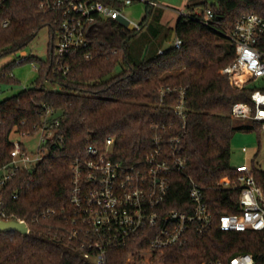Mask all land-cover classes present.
<instances>
[{"label":"trees","instance_id":"obj_1","mask_svg":"<svg viewBox=\"0 0 264 264\" xmlns=\"http://www.w3.org/2000/svg\"><path fill=\"white\" fill-rule=\"evenodd\" d=\"M217 1L212 6L204 3L199 15L180 16L167 40L174 34L183 41L181 49L170 47L160 55L162 48H158L141 60L134 58L131 49L141 31L99 19L88 31L89 46L68 60L67 76L53 71L60 13H45L39 8L40 0H8L0 6V57L23 51L45 27L53 36L47 61L27 60L39 61V81L0 103V169L11 162L13 134L32 137L45 119L60 120L43 160L19 171L0 188L2 212L24 221L31 232L28 236L0 233V264H91L79 244L62 235L63 216L72 212V160L85 156L90 144L103 149L109 137L115 139V160L128 165L143 160L158 127L172 125L171 134L182 133V118L176 114L181 90L186 104L182 145L187 166L185 174L172 177L169 209L190 210L191 178L206 188L215 220L238 212V192L215 188L223 178H234L231 141L238 128L232 108L236 103L251 104L254 89L249 83L236 87L222 70L235 61L228 36L237 20L246 14L264 19V0ZM153 9L148 6L142 29H151ZM207 9L214 12L211 26L203 22ZM258 48L264 52V37ZM12 73L10 68L0 73V85L17 84ZM167 89L172 91L162 96ZM47 108L54 111L48 118ZM48 210L57 211L58 217L43 218ZM189 237L183 247L162 250H152L140 240L109 252L107 264H229L240 254L264 264V232L226 233L214 226L207 234L191 232Z\"/></svg>","mask_w":264,"mask_h":264},{"label":"built area","instance_id":"obj_2","mask_svg":"<svg viewBox=\"0 0 264 264\" xmlns=\"http://www.w3.org/2000/svg\"><path fill=\"white\" fill-rule=\"evenodd\" d=\"M7 1L0 0V6ZM137 3L158 7L156 0H40L39 8L45 13H60V18L56 19L59 29L53 44L54 73L67 76L71 68L68 60L89 46L88 31L99 19L118 22L119 17H124L129 21V29L142 31V22H134L124 13V9ZM213 18L214 12L207 9L204 24L211 26ZM8 25V21L3 23V27ZM263 37L264 19L256 14L243 15L228 36L236 52L235 61L222 73L236 87L243 88L251 81L264 78V52L258 48ZM182 46L183 41L175 38L172 47L181 49ZM165 51L159 54L163 55ZM22 55L25 61L29 59L25 53ZM89 57L87 54L86 58ZM243 78L248 80L244 83ZM171 91H162V96ZM179 101L176 114L182 118V133L171 134L172 125L158 127L153 135L151 151L143 160L129 165L115 160V139L112 137L107 138L103 149L90 144L85 149V156L72 160L69 197L72 212L63 216L62 235L77 242L84 259L91 264H107L109 252L140 240H144L152 250L183 247L191 232L204 235L214 226L226 233L264 232V171L252 169L247 164L237 166L234 178H223L215 188L229 193L238 192L236 214H223L215 220L206 199V188L191 178L190 210L169 209L172 177L185 174L187 166L182 145L186 127L183 90ZM53 113L47 108L46 118ZM232 117L253 121L264 131V90L254 89L251 104H234ZM59 125V119H45L41 126L35 127L37 154H31L22 141H14L11 162L0 169V188L13 181L19 171L29 170L43 160L47 143L54 138L55 127ZM23 136L27 135L18 137L25 139ZM243 152L248 153V149L244 148ZM2 205L0 201L1 219L17 221L2 212ZM43 215L46 219L58 217L55 210H48ZM229 264L256 262L252 255L240 254Z\"/></svg>","mask_w":264,"mask_h":264},{"label":"rangeland","instance_id":"obj_3","mask_svg":"<svg viewBox=\"0 0 264 264\" xmlns=\"http://www.w3.org/2000/svg\"><path fill=\"white\" fill-rule=\"evenodd\" d=\"M161 8L152 10V18L149 21L151 29L147 26L143 29L131 45L132 55L135 59L141 60L147 55L152 54L158 48L162 50L170 49L175 40L173 34L171 41L167 40L169 31L173 30L180 18L181 13L191 14L193 12L202 13L204 3L208 6L217 5V0H158ZM161 10L164 11V15ZM148 6L137 3L124 9V13L134 22L141 23L147 15ZM148 23V25H149ZM53 41L52 30L49 27L43 28L36 38L21 52L5 54L0 57V73L6 68L13 71V78L17 84L0 85V103L4 100L14 97L20 91L35 85L40 79L39 61H47L50 56L51 44ZM23 53L27 58L34 57L39 61H25ZM54 52L52 53L53 56ZM247 78H243L244 83ZM47 88H51L46 84ZM248 86L253 89L264 90V78L251 81ZM235 131L231 141V166L233 170L241 165L247 164L252 169L264 171V131L260 125L250 120L234 119ZM25 139L18 138L13 134V141H22L29 149L31 154H37L38 137L23 136ZM248 149L244 153L243 149Z\"/></svg>","mask_w":264,"mask_h":264},{"label":"water","instance_id":"obj_4","mask_svg":"<svg viewBox=\"0 0 264 264\" xmlns=\"http://www.w3.org/2000/svg\"><path fill=\"white\" fill-rule=\"evenodd\" d=\"M118 22L122 26L129 28V21L124 17H119ZM10 232L19 233L22 236H28L31 233L30 229L28 228V225L25 222H17V221L6 222L2 220L0 217V233H10Z\"/></svg>","mask_w":264,"mask_h":264},{"label":"crops","instance_id":"obj_5","mask_svg":"<svg viewBox=\"0 0 264 264\" xmlns=\"http://www.w3.org/2000/svg\"><path fill=\"white\" fill-rule=\"evenodd\" d=\"M157 8H161V4H160V2L158 1V7ZM162 11V14L164 15V11L165 10H161ZM195 13H196V10H195ZM181 16V15H180ZM147 27V26H146ZM146 27H144V29L146 28Z\"/></svg>","mask_w":264,"mask_h":264}]
</instances>
